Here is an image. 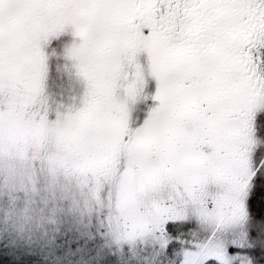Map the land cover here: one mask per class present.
I'll return each instance as SVG.
<instances>
[{
  "label": "snow or ice",
  "instance_id": "1",
  "mask_svg": "<svg viewBox=\"0 0 264 264\" xmlns=\"http://www.w3.org/2000/svg\"><path fill=\"white\" fill-rule=\"evenodd\" d=\"M37 211L0 264H264V0H0V220Z\"/></svg>",
  "mask_w": 264,
  "mask_h": 264
},
{
  "label": "rangeland",
  "instance_id": "2",
  "mask_svg": "<svg viewBox=\"0 0 264 264\" xmlns=\"http://www.w3.org/2000/svg\"><path fill=\"white\" fill-rule=\"evenodd\" d=\"M28 201L30 206L39 207L45 200H52V191L43 182L38 183L34 192H29ZM20 203H25L24 193L21 192ZM69 221L62 224L61 230L68 228ZM52 226L48 223L47 217L37 211L24 215L21 213L8 223L0 220V245L15 251L18 247L25 251L36 249L39 251L51 240Z\"/></svg>",
  "mask_w": 264,
  "mask_h": 264
},
{
  "label": "clouds",
  "instance_id": "3",
  "mask_svg": "<svg viewBox=\"0 0 264 264\" xmlns=\"http://www.w3.org/2000/svg\"><path fill=\"white\" fill-rule=\"evenodd\" d=\"M68 229L71 230H78L77 225L74 222H70L68 225Z\"/></svg>",
  "mask_w": 264,
  "mask_h": 264
}]
</instances>
